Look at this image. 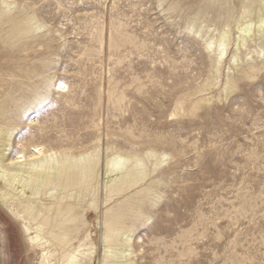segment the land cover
Wrapping results in <instances>:
<instances>
[{
  "label": "rangeland",
  "instance_id": "1",
  "mask_svg": "<svg viewBox=\"0 0 264 264\" xmlns=\"http://www.w3.org/2000/svg\"><path fill=\"white\" fill-rule=\"evenodd\" d=\"M250 1L0 0L1 164L98 160V208L81 197L65 252L95 241L81 258L102 264L103 220L120 211L127 264H264V0ZM116 154L140 157L146 176L104 203ZM7 191L14 206L31 199L18 182ZM25 240L0 206V264H39Z\"/></svg>",
  "mask_w": 264,
  "mask_h": 264
},
{
  "label": "bare ground",
  "instance_id": "2",
  "mask_svg": "<svg viewBox=\"0 0 264 264\" xmlns=\"http://www.w3.org/2000/svg\"><path fill=\"white\" fill-rule=\"evenodd\" d=\"M262 5L264 9V4ZM249 6L242 7L246 14L251 13ZM258 13L261 14V12ZM248 24L249 26L239 27L238 31L244 33L247 29L251 32L253 24ZM262 25L263 19H260L257 25V33L261 31ZM23 30L29 31L27 22H23ZM227 35L224 32L220 37L217 60L224 53L228 41ZM239 41L242 46L245 44L243 38L237 37V51ZM206 48L211 49V44L206 45ZM232 61L233 63L237 61L236 54H233ZM10 132L11 130L0 125V148H3L0 149V158L6 156ZM97 162L96 156L77 158L63 156L58 159L44 157L38 161L29 162L25 174L21 173L22 168H20L25 164L15 163L16 168L11 169L0 162V180L3 183V186H0V206L19 224L29 248L41 250L39 264H90L92 262L93 259L91 258L95 255L92 246L95 241L92 246L86 247L88 249L86 254L81 250L82 244L70 252H65V249L71 246L73 240L78 238L84 225L83 214L79 210L81 197L90 195L91 203L89 206L92 205V209L95 211L98 208L97 191L100 185L95 177ZM113 171H118V173L113 177H108ZM105 176L103 183L104 203H107L114 196L125 192L128 187L142 181L146 176V171L140 157L116 154L105 161ZM15 182L20 184L19 198H23L24 189L30 191L31 199L27 198V204L16 199L17 206L13 205L14 197H10L7 187ZM41 197L47 198V201L37 204ZM125 218H127L125 213L120 211L106 214L100 236L103 244L102 264H109L116 259L117 252H121L120 255L125 258V261L120 264H127L128 249L121 239L123 235L127 236L128 233L127 227L123 223ZM97 225V222L93 224L95 228ZM91 232H88L84 240H91ZM85 255L92 257L86 256L89 260L83 261L82 258Z\"/></svg>",
  "mask_w": 264,
  "mask_h": 264
}]
</instances>
